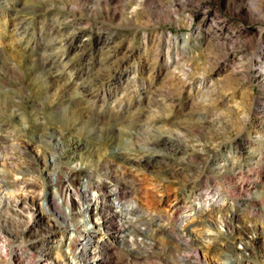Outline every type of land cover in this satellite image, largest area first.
<instances>
[{
	"label": "rangeland",
	"instance_id": "374dc122",
	"mask_svg": "<svg viewBox=\"0 0 264 264\" xmlns=\"http://www.w3.org/2000/svg\"><path fill=\"white\" fill-rule=\"evenodd\" d=\"M39 258L264 264V0H0V264Z\"/></svg>",
	"mask_w": 264,
	"mask_h": 264
},
{
	"label": "bare ground",
	"instance_id": "6f19581e",
	"mask_svg": "<svg viewBox=\"0 0 264 264\" xmlns=\"http://www.w3.org/2000/svg\"><path fill=\"white\" fill-rule=\"evenodd\" d=\"M108 168H110V167H108ZM108 171H110V169ZM108 171H106V172H108ZM113 176H111V177H113ZM100 184H101V181L99 179L89 180L87 178L86 180H84L82 182L83 188L80 191L81 192V198L83 199L82 203L87 205V206H91V205L94 206L92 209L90 208L91 210L89 213L86 212V216H89V218H90V216H95L96 221H97L96 223H98L100 225V228L112 230L113 227L111 225H113L115 223L114 221H116L117 218H120L122 216L127 215L128 209H134L135 204H132V203L126 204L125 202H123L121 200L120 187L114 182V178H113V180L104 184L105 187H101L102 185L100 186ZM64 190L62 188H61V190L58 189V191L60 192L61 195L62 194L67 195V192ZM73 199H75V198L72 197V193H71L72 204H73ZM94 202H97V203L94 204ZM109 203L114 204L115 208H117V209H114L111 212L107 213V211H105V210H106V207L108 206ZM97 206H101V207L97 208ZM200 209H203V206L201 204H197L196 208H194L193 211L186 212L183 219L181 220V222L179 224L180 228L185 230L187 228L186 227L187 224H189V222H190V220H188V219L192 218L193 216L198 215ZM59 210H60L59 211L60 214H65V212L61 211V209H59ZM56 212H57V210H56ZM76 212H79L78 209L76 207L72 206L71 216L73 217V215ZM84 215H85V212H84ZM94 233H95V231H93V230H91L87 233L86 242H85L84 246H82V248L80 250L73 252L74 257L75 256L84 257V258L86 257L87 262L89 263L88 257L90 256L91 252L94 249L98 248V246L95 245L93 242V238L95 236ZM247 245L248 244L246 243L244 248H243L244 251H245V248L247 249ZM95 246H97V247H95ZM97 250L99 253L98 257H100L102 250H99V248ZM237 254H241V252L240 253L238 252ZM87 262H86V264H87ZM36 264H48V263L43 261V258H39V259H37ZM90 264H99V263L96 262L95 260H92L90 262Z\"/></svg>",
	"mask_w": 264,
	"mask_h": 264
}]
</instances>
